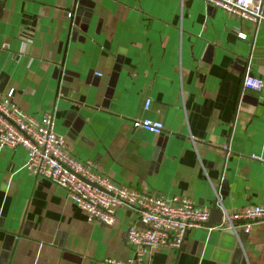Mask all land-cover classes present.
Segmentation results:
<instances>
[{
    "label": "crops",
    "instance_id": "obj_1",
    "mask_svg": "<svg viewBox=\"0 0 264 264\" xmlns=\"http://www.w3.org/2000/svg\"><path fill=\"white\" fill-rule=\"evenodd\" d=\"M245 71L264 81V21L201 0H0V94L12 90L34 119L50 112L68 155L147 195L209 211L215 196L229 212L264 206V88L243 91ZM133 119L159 122L162 132L134 129ZM25 159L19 147L0 150V264L131 256L134 212L118 208L110 227L90 224ZM147 259L264 264V222L238 238L190 229L178 251L158 248Z\"/></svg>",
    "mask_w": 264,
    "mask_h": 264
},
{
    "label": "built area",
    "instance_id": "obj_2",
    "mask_svg": "<svg viewBox=\"0 0 264 264\" xmlns=\"http://www.w3.org/2000/svg\"><path fill=\"white\" fill-rule=\"evenodd\" d=\"M201 1L251 24L264 21L263 0ZM72 15L73 10L66 13L69 19ZM262 88L264 81L245 71L241 89L258 92ZM148 105L149 101L145 100V110ZM130 123L134 129L153 135L162 132L159 122L133 119ZM52 125L50 112L34 119L17 107L12 99V90L5 95L0 94V150L21 148L26 158L23 167L33 176L44 178L62 189L90 224L112 226L118 208H127L136 215L135 224L125 231L131 256L124 261L103 259L98 264H149L147 257L155 249L178 251L190 229L226 230L238 238L240 234H248L258 222H264V206L248 205L229 212L215 196L214 207L220 212V220L208 225L209 209L197 207L187 198L151 196L114 184L95 173L91 162H79L68 155L64 150V140L53 132Z\"/></svg>",
    "mask_w": 264,
    "mask_h": 264
},
{
    "label": "water",
    "instance_id": "obj_3",
    "mask_svg": "<svg viewBox=\"0 0 264 264\" xmlns=\"http://www.w3.org/2000/svg\"><path fill=\"white\" fill-rule=\"evenodd\" d=\"M215 217V221H219L220 220V212L217 208H214L213 210L210 211L209 214V222L211 220H213V218Z\"/></svg>",
    "mask_w": 264,
    "mask_h": 264
}]
</instances>
